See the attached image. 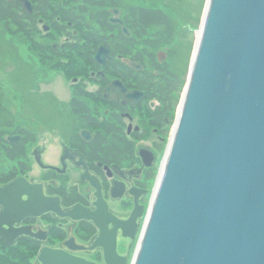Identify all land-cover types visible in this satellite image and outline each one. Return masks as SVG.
<instances>
[{"label":"water","instance_id":"1","mask_svg":"<svg viewBox=\"0 0 264 264\" xmlns=\"http://www.w3.org/2000/svg\"><path fill=\"white\" fill-rule=\"evenodd\" d=\"M19 1L34 13L30 1ZM207 4L176 130L140 236L142 199L126 219L113 214L101 191L91 210L66 209L46 183L22 176L0 184V242L14 247L28 238L44 244L37 264H100L77 256L96 253L101 264H129L120 242L137 237L130 264H264V0ZM112 14V24L129 37L121 10ZM108 60L102 47L96 62ZM47 216L73 223L59 248L47 246L49 229L25 225ZM81 222L97 230L89 244L74 235Z\"/></svg>","mask_w":264,"mask_h":264},{"label":"flooded vegetation","instance_id":"2","mask_svg":"<svg viewBox=\"0 0 264 264\" xmlns=\"http://www.w3.org/2000/svg\"><path fill=\"white\" fill-rule=\"evenodd\" d=\"M57 21L61 26L60 35L68 34L63 49H84L89 46L90 43L86 41L77 42L79 32L74 29L73 23H67L69 28L63 30L65 23L61 17ZM51 27L47 33H51ZM112 27L115 29L109 35L111 43L107 47L100 46L109 50L112 59L105 65L97 64L99 48L93 62L89 61L90 64L86 65L84 75L74 78L72 101L64 118L60 119L65 124L58 125L55 121L54 124L48 123L51 133L54 125L61 127L57 166H51L55 169H42L46 172L43 181L31 180L46 183L49 195L61 197L67 209L81 205L91 210L101 191L113 214L126 219L137 200L142 199L141 204L146 208L151 199L152 192L148 186L157 179L155 174L160 166L158 156L166 146L167 139L173 135L177 97L170 94L176 93V86L181 84L180 74L170 69L169 60L175 58L174 52L170 51L172 47L163 48L167 53L159 50L151 63L152 59L141 57L140 41L131 32V36L127 37L129 46L125 56L117 50L118 46H124L125 42L118 37L125 35V32L118 24H112ZM68 32L77 33V36ZM128 60L143 68H133L126 63ZM135 92L139 96H133ZM161 92L169 96L164 99ZM83 132L89 133L88 140ZM66 149L75 160L69 154L64 157ZM43 154L44 151L40 150L34 152L36 163L37 155L44 163ZM78 162L83 165L79 166ZM114 205L128 212H117L113 209ZM47 219L28 220L25 225L44 228L41 223ZM72 225L61 221L56 226L51 223L49 234L56 227L64 232L66 229L67 234ZM88 226L91 225L85 222L74 226V234L80 242H88L96 235L97 231L90 240H85L89 238ZM124 245H121V249Z\"/></svg>","mask_w":264,"mask_h":264},{"label":"rangeland","instance_id":"3","mask_svg":"<svg viewBox=\"0 0 264 264\" xmlns=\"http://www.w3.org/2000/svg\"><path fill=\"white\" fill-rule=\"evenodd\" d=\"M82 1L79 0V2ZM207 2L208 0H184L183 12H188V16L185 13L182 16H178L176 9L164 1L121 0L122 8H127V6L131 5H141L143 7L159 6L170 15L179 18V20H182L183 16L188 20L182 23L193 34L185 35V37L178 35L173 48H171L172 50H170L174 51L175 56V58L169 60L170 69L180 74L179 82L183 85L174 115L173 133L182 107L183 96L188 86L187 83L191 74L190 70L196 52V44L199 39L198 33L205 17ZM123 11L124 9L120 18H123ZM39 30L38 36H30L23 35L22 33L17 35L3 34L0 29V92L5 96L4 101L7 107L10 108L11 113L18 119V126H26L38 135V142L35 145L29 146L28 158L31 172L24 175L28 179L43 181L46 172L37 165L33 154L37 150L44 151V164L47 166H57V156L60 149L59 142L61 140L59 128L61 127L54 125L53 132L51 133L48 123L54 124L53 122L55 121L58 125L65 124L60 119L64 118L65 111L72 101L73 92L75 91L73 85L74 78H80L84 75L83 71L87 67L86 65L90 63L85 55L81 56L78 54V49L62 48L64 47L62 45L65 43L66 38H68L67 33L60 35V32L52 31V29L51 33H45L43 25L39 26ZM72 35L77 36V33L76 35L72 33ZM59 48L61 49L59 50ZM165 52L167 53V51ZM56 53L65 56L60 58V55L56 56ZM171 138L172 135L167 139L166 146L158 156V164L160 166L157 168L158 171L155 174L157 175V179L153 180L148 186L154 194L158 189V183L162 176L161 173L168 154L167 150L170 146ZM17 167L18 164L16 162H9L4 158L2 152L0 153V173H9L11 169ZM113 209L124 214L128 212L121 209L119 205H114ZM47 220L41 223L45 229L52 223L49 219ZM64 230L66 232V229ZM50 236L49 245L58 247L62 239L57 238L53 233ZM136 246L135 249L134 245L128 250L123 248V253H127L130 250L129 255H134ZM36 257L32 261L33 264H36ZM83 257L95 260L99 256L83 255Z\"/></svg>","mask_w":264,"mask_h":264},{"label":"trees","instance_id":"4","mask_svg":"<svg viewBox=\"0 0 264 264\" xmlns=\"http://www.w3.org/2000/svg\"><path fill=\"white\" fill-rule=\"evenodd\" d=\"M35 7V16H30L24 11L23 5L18 0H0V29L3 34L38 36L40 33L38 19L44 20L48 26H52V31L61 32L60 22L57 18L63 20L65 25L63 30L69 28L66 23H73L74 29L79 32L77 42L84 41L90 43L84 49L78 48V54L86 56L88 60L93 62L96 51L100 46H108L111 43L110 33H113L114 27L109 20L111 10L124 9V23L126 28L133 33V37L139 39L141 44V57L148 60L155 58L156 53L164 47L174 46L178 35L185 37L191 33L185 25L184 21H188L185 16L182 20L170 15L165 9L159 6L143 7L127 6L121 7V0H30ZM164 1L176 9V14L188 16V12H183L184 0H157ZM39 13V14H38ZM190 17V16H189ZM183 22V23H182ZM195 27V26H194ZM196 30V29H195ZM181 33V34H180ZM21 37V35H20ZM125 43L124 46L117 50L127 56L128 38L120 34ZM117 40V38H115ZM174 52V51H173ZM60 53H56L59 56ZM65 55H60L62 58ZM155 60V59H154ZM151 63L153 59L150 60ZM156 67V66H155ZM128 69V68H127ZM183 85L176 86L178 91L170 94L171 96H180ZM169 87L165 88V91ZM161 96H169L161 92ZM5 96L0 92V153L9 162H16L17 168L11 169L9 173H0V182L8 184L22 174L31 172L29 165V146L38 142V135L29 130L26 126H18V119L11 113L7 107ZM165 99V98H164ZM162 99V100H164ZM177 104V103H176ZM9 136H22L19 143L9 142ZM53 225H58V221L49 218ZM92 226H88V237L90 238L95 233ZM57 238L66 239L67 235L61 229L54 228L52 232ZM41 243L28 238L21 240L14 247H9L5 243L0 242V264H33L34 258L41 249ZM101 260V257H98Z\"/></svg>","mask_w":264,"mask_h":264},{"label":"bare ground","instance_id":"5","mask_svg":"<svg viewBox=\"0 0 264 264\" xmlns=\"http://www.w3.org/2000/svg\"><path fill=\"white\" fill-rule=\"evenodd\" d=\"M48 157V156H47ZM162 178V177H161ZM159 187V186H158ZM157 192V191H156Z\"/></svg>","mask_w":264,"mask_h":264}]
</instances>
